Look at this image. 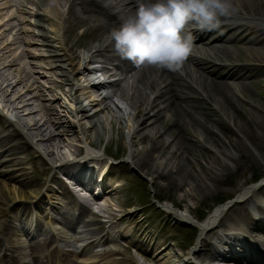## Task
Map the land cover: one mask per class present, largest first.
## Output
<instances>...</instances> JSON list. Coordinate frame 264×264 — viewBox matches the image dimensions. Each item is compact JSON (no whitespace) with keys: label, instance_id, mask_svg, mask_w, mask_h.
<instances>
[{"label":"bare ground","instance_id":"1","mask_svg":"<svg viewBox=\"0 0 264 264\" xmlns=\"http://www.w3.org/2000/svg\"><path fill=\"white\" fill-rule=\"evenodd\" d=\"M107 1L110 3L107 4ZM61 3H69L68 20L72 15L75 20L73 26L67 27L66 36H63L58 26L62 16L58 5ZM233 3L234 12L222 19L220 26L214 30L201 31L194 23L186 26L185 31L194 37L192 49L178 69L169 70L152 65L137 66L121 58L114 45L106 42L112 28L119 25L120 16L135 11L136 0H0V77L5 76V80H8L11 76L10 81H4L5 85L0 82V91L4 97L12 94L10 99L6 98L7 104L12 107L9 114H13L14 109L18 112L22 110V116L39 115L38 119L32 118L31 122L19 129V123V126H13L0 111V116L10 121V129L4 133L0 130V164L8 166L10 162V168L0 169V176L3 177L0 178V200L12 202L10 206H0V264H137L136 254H130L127 260L117 261L95 251L97 243H113L109 229L115 227H118V235L131 238L136 232L144 235L145 244L140 243L144 244L145 250H160L162 255L178 257L167 244V237L160 238L159 233L150 230L145 218L137 219V208L133 209L135 211L131 215L122 214L114 221L116 209L111 203L103 202L99 209L106 213L110 228L99 224L96 230H90V223L81 221L86 211L85 204H90L91 200L102 202L108 194L117 193L125 178L121 171L109 169L110 166L104 170L107 162L95 150L101 141L103 123L94 119L95 115L89 114L81 103L77 104L78 74L90 82L92 69L88 64L100 62L103 69L107 70L106 65L110 64L120 75L118 78L113 77L105 87L99 83L89 90L88 104L94 108V113H110L108 101L111 94L122 99L126 97L122 82L127 78V73L153 94L151 99L140 92L132 97L137 108L132 124L126 123L125 126L122 120L113 118L110 122L116 124L122 134L123 127L128 128L127 134L134 146L129 153L132 164L152 175L154 186L180 189L181 194H173L169 201L173 200L180 209L190 211L198 197L192 182L195 181L202 188L213 185L217 191L221 190V169L227 164L238 165L244 151L256 153L258 150L254 142L258 131L264 130V96L260 95L261 103L252 98V91L264 87L261 78L264 76V0H233ZM27 6L32 10L27 9ZM28 16H34L33 20L28 19ZM23 21L32 23L37 30L19 26L8 38L11 30ZM78 29L82 30V34L72 41L71 36ZM87 35L92 36L93 43H85L84 48L88 52L82 56L76 49L84 43L80 42L81 38ZM36 42L45 46L46 53L37 54L26 49L17 52L20 44L32 45ZM29 56L42 59L45 63L42 66L47 72L60 75L61 79L51 78L46 88L51 99L45 98V91L35 85V81L31 80L32 75L26 71L24 59ZM115 71L113 74L108 73L115 76ZM42 73L45 74V71ZM19 86L20 90L17 89ZM57 89L64 97L58 95ZM104 89H109L110 93L103 94ZM28 94L30 97L26 98ZM63 99V107L74 118L73 121L67 120L65 114H61L56 107L55 103ZM35 101L36 107L33 105ZM25 127L36 130L39 135L47 131L41 141L50 143L52 149L34 147L31 144L33 138L23 130ZM157 127L159 129L152 132ZM200 129L209 135L211 145L221 148L224 154L222 161L207 144L208 140L198 136L197 131ZM166 139L170 141L166 143ZM56 140L62 142L72 155L82 157L61 162L47 180L46 173L54 165L44 153L55 154L53 148L56 144L53 142ZM225 141L230 148L222 146ZM83 144L86 145L85 149ZM28 148L37 154L42 164L39 175H30L27 167L23 166L29 161ZM6 151L15 156L11 159L3 157ZM24 152L27 155L22 157L20 154ZM159 154H168V160H174L171 164L162 165V161L157 160ZM60 155L62 160L68 158L65 153ZM91 162L95 165L89 169ZM31 168L36 171L33 163ZM59 173L63 174V178ZM64 177L87 190L98 186L100 192L96 196L90 194L88 199L78 191L74 192ZM7 180L17 185L10 187ZM246 182L234 185L232 190L238 193L235 199L214 208L202 222L197 223L200 245L192 251L193 256L207 257L208 264H264V258L260 255V259L253 261L251 252L255 248L264 255V225L260 222L261 218L264 219V187L261 182L244 188ZM44 185L46 188L42 191ZM224 189L228 190L229 187ZM27 193L37 197V201L32 204L33 207L29 204L19 210L16 204ZM44 195L46 199L48 196L49 200L54 201L51 206L45 205ZM60 198L64 200V209L55 204L56 199ZM166 199H169L168 196ZM245 202L247 205L243 206ZM176 218L187 222L180 215H176ZM79 220L83 223L77 236L68 234L62 228L75 230ZM42 221L47 223V227L41 225ZM117 222L118 225L115 224ZM122 222H126L124 227L119 225ZM239 222L245 224L237 235H244L245 240L234 237L227 242L239 244L242 255L227 245L222 236L219 237L217 228L222 226L232 230L234 224L240 225ZM129 225H133L134 229L128 231ZM53 234L58 235L56 241L49 237H53ZM17 235L30 239L27 241V251L22 250L25 239ZM213 237L220 239L215 241ZM78 241L85 244L80 249H74ZM50 243L60 244H56L46 255L45 250ZM86 251H90V255L79 260ZM109 251L114 253L111 249ZM27 256L29 259L25 260ZM146 258L156 262L155 256ZM188 263L189 260H182V264Z\"/></svg>","mask_w":264,"mask_h":264},{"label":"rangeland","instance_id":"2","mask_svg":"<svg viewBox=\"0 0 264 264\" xmlns=\"http://www.w3.org/2000/svg\"><path fill=\"white\" fill-rule=\"evenodd\" d=\"M59 9L66 14L67 8H68V3L64 4L61 3L58 5ZM14 11V7H12ZM28 9V8H27ZM31 10V9H30ZM67 15L65 16V18ZM69 17V16H68ZM33 20L34 16H28V19ZM67 24L73 26L75 23V20H73V15L70 17L69 20H67ZM14 24H16V21H13ZM64 23V22H63ZM22 26L23 28H28L29 30H37L36 27L32 23H28V21H23L20 24H17L8 34V37H12L13 33L18 30V27ZM66 28L67 25L65 24ZM65 31V30H64ZM97 33V32H96ZM95 33V34H96ZM68 33H66L64 36H66ZM82 34V30L78 29L77 32L71 36L72 41L76 40L79 38ZM26 37V36H25ZM34 38H37L36 36ZM92 36L87 35L83 36L81 38L80 42H84L82 45L77 47V51L82 54H87L88 50L84 48L85 43L91 44L93 43L92 41ZM38 41V40H37ZM29 50L32 52H35L37 54H43L46 53L45 51V46L41 45L39 42H36L32 45H27V44H20V47L17 52H21V50L25 51ZM46 59V57H45ZM26 62V71L29 72L32 77L31 80L35 81V85H37L40 89L45 91V98L51 99L50 93L46 90V88L50 85V80L51 78H56V79H61L60 75L58 73H53V72H47L45 68H43L42 64L45 65L44 61L42 59H38L35 57H27L24 59ZM74 63V62H73ZM99 62H92L88 64L91 68L93 66L98 67ZM109 72H114L115 69L112 67V65L107 64ZM112 67V68H111ZM45 71V74L42 72ZM55 71V69H54ZM117 75L115 76H110V73L104 72V70L92 79H97L99 80L100 83H103V87L108 85V82L111 81V79L118 78L120 75H118V71H115ZM130 73H127V78L122 82L123 87L126 91V97L124 99H119L117 96L111 94V98L108 101L110 104V113H107L108 115H105L103 113H94V108L89 106V101L87 94L89 93V90L92 88L88 87V81L85 80V78L78 74L79 81H78V86L79 90L76 93L77 96V104H82V106H85L89 114L95 115L94 119H99L102 123V137L101 141L98 144V146L95 148L98 153H100L102 158L105 159L107 162V165L104 167V170H106L109 167V169H117L122 172L124 175L125 180H123V185L121 188L117 191V193H112L108 194L104 200L107 203H111V206L116 209V217L114 220L119 215L126 214V215H131L135 210L134 208H137L138 210V215L137 219H142L145 218L146 224L148 225L150 230H153L157 233H159V237H167L166 241L167 244H170L172 247V252L177 254L178 257L170 255H162L160 253V250H152L150 251L144 249V244H145V239L144 235H141L139 232H136L133 238L128 237V233L125 235H118L116 230H118V227H115L110 230V235L113 238V243H110L108 245L105 244H96V250L95 251H101L104 252L105 249H112V250H117L119 253L116 254H110V252L106 251L105 255H109V259H115V260H123L129 257L131 254H136L137 256V264H182V260H189L188 264H208V258L207 257H196L193 256L191 253L193 250H196L198 245H200L199 242V230L197 223H200V221L197 220L198 217L203 215V213H209L211 210H213L216 207H219L221 205L229 203L230 200L235 199L238 193L233 192V187L234 185H237L238 182L241 181H247L244 188H247L248 186L254 185V184H259L262 182L263 187H264V130L258 131V136L257 139L254 142V145L257 148V152H253L251 150H247L241 153L240 156V161L238 165H232V164H227V166L220 171V177L221 181L219 186L221 187V190L217 191L216 187L213 185L210 186H203V188L198 185L195 181L192 182L193 186L195 187L198 197L197 199L192 203V209L190 211H185L180 209V206L176 205L173 200V204L171 201V198L173 197V194H181L180 189H176L174 187L166 188L164 185L162 187H156L153 184V176L146 174L144 171L136 168L134 164H132L130 158H129V153L131 150L134 149V146L131 145L129 136H128V128L123 127V134L120 129L117 128L116 124H112L110 120L113 119H120L124 122V125L126 126V123L132 124L134 122V112L136 111V105L132 101V97H136L138 95V92L143 93L144 95H148V97L151 99L153 97V94L150 93L147 89L143 88L142 85H140L134 78L130 77ZM11 78V76L8 78V80ZM263 82H264V76L261 77ZM91 79V80H92ZM5 80V76L0 77V82H3L5 85L7 81ZM90 80V81H91ZM10 81V80H9ZM4 87V86H2ZM20 86L17 87L18 90H20ZM261 90V91H259ZM258 91L254 90L252 91V98L256 100L258 103H261V97L260 95L264 96V87H261ZM58 95L61 94V91L57 89ZM103 94L105 93H110L109 89H105L102 91ZM61 96L64 97L63 94ZM12 97V94L8 95L7 97H4L3 93L0 91V111L3 112V115H5L9 120L11 121V124L13 126H19L17 123L20 124L19 129L22 128L24 125L28 124L31 122L32 118L38 119L39 115L34 114L33 116H22L24 112L21 111H16L13 109V114H9V111L12 110V107H10L7 102L6 98L10 99ZM30 97V94L26 96V98ZM14 104V103H13ZM56 107L59 109L61 114H65L67 120L73 121L74 118L70 116L67 111H65V106L64 99L61 100L59 103H55ZM34 107L37 105V101L34 102ZM13 106V105H11ZM10 109V110H9ZM10 121H6V118L1 115L0 116V124L3 126L0 128L2 133L6 132L10 127H8V123ZM19 121V122H17ZM25 123V124H24ZM15 124V125H14ZM159 129L157 127L156 129L152 130V132H155ZM24 132L28 133L30 137H32L33 142L31 143L34 147H39V148H47V149H52V146L48 142H43L41 141V138L44 137V135L47 133V131L43 132V135H39V133L34 130V129H28L24 128ZM197 134L200 138H204L205 140L209 139V135L204 132L202 129L197 131ZM166 143L170 141V139L165 140ZM62 144V142H58L57 140L53 142V144L56 146ZM207 144L216 152V155L218 159L222 161L223 159V152L221 148H216L215 146L211 145V141L207 142ZM54 146V151L55 154L52 155H46L44 153V156L49 159L53 166H50L48 169V172L46 173V178L47 180L50 179V176L52 175L53 171L55 170V167L58 166L61 162L67 161L69 159V162L80 159L82 155H76V154H71L69 152V149L66 146L61 145V147H56ZM84 149H85V144H83ZM228 148H230L228 142H224V145ZM7 147V146H6ZM5 147V148H6ZM75 147V146H74ZM85 151V150H84ZM61 153H65L68 158L62 160L59 158L61 157ZM114 154V156H112ZM22 157H25L27 155L26 152L20 154ZM28 155H29V161L23 164V166L27 167V171H29L30 175L37 174L39 175L40 169L42 167V164L40 163L37 154L30 148H28ZM15 155L10 154V152L6 151L5 152V158L11 159ZM60 159V160H59ZM158 161H162L161 164L165 165L168 162L171 164L174 159L170 161L168 160V154H165L164 156L158 155L157 156ZM194 161V159H193ZM215 161V159L213 160ZM204 162V161H203ZM32 163L35 165L36 171H32ZM10 164V162H9ZM3 166L0 164V169H7L10 166ZM95 165L94 162H91L88 165V168L91 169L92 166ZM58 171V170H56ZM39 173V174H38ZM58 174V173H57ZM59 176L63 178V174L59 173ZM96 176V173H95ZM0 178H3L0 176ZM64 180H69L64 177ZM10 187L17 185V183H14V181H9ZM229 187L228 190H225V187ZM29 188V187H27ZM45 185L41 188L42 191L45 190ZM30 189V188H29ZM26 197L23 199L21 198V201H19L16 204V208L19 207V210L22 208H25L29 203L34 202L37 197H33L29 195V193L25 194ZM58 195V194H57ZM166 196H168L169 199H166ZM44 203L46 205V202H48V205H50V200L46 195H44ZM64 200L56 199L55 202H59L58 204L55 203L56 205H59V207H62V203ZM220 202V203H219ZM23 203V204H22ZM52 203V202H51ZM12 202H9L7 200H0V206H10ZM20 204H22L20 206ZM134 204V206H133ZM34 205V204H33ZM32 205V207H33ZM242 205V204H241ZM247 205L246 202L244 203L243 206ZM32 207H29L32 209ZM168 208V209H167ZM29 209V213H30ZM64 209V208H63ZM174 216H172L173 214ZM176 215H180L183 218L187 219L186 221H182L176 218ZM32 216V215H31ZM45 217V215H44ZM43 217V218H44ZM30 218V216L28 217ZM86 219L85 214L81 217V221ZM29 220V219H28ZM44 220V219H43ZM261 223L264 225V219L261 218ZM198 221V222H197ZM14 222H18L14 220ZM44 221H42V224L44 225ZM118 225V222L115 223ZM126 222H122L119 225L125 226ZM243 224H245L243 222ZM82 223L79 220V223H77V227H80ZM108 225H106L107 227ZM218 232H220L219 237H223V241H226L227 245L231 246V248L236 249L240 251V247L237 244H229L227 241L230 242V238L233 239L234 236L230 235L227 237L221 231L224 233L227 232L226 229L227 227H217ZM78 228L77 230H79ZM90 230L96 229V224H91L89 225ZM134 229L133 225L128 226V231ZM220 229V231H219ZM68 234L71 235H78L77 232L70 230V229H65ZM19 233V232H17ZM208 233V231L206 232ZM4 236V235H3ZM2 236V238H3ZM17 237L26 239L24 243L28 241V238H26L24 235H17ZM219 237H213V239L219 240ZM36 238V237H35ZM143 242L144 244L140 243ZM234 243V242H233ZM84 244L83 241H78V246H82ZM147 244V243H146ZM151 246V245H150ZM52 248L47 247L46 248V254L50 253ZM162 250V249H161ZM85 253L84 255H81L79 259H84L86 257ZM124 254V255H122ZM127 254V255H125ZM146 256H155L156 262L149 260L146 258ZM28 259V258H27ZM191 262V263H190Z\"/></svg>","mask_w":264,"mask_h":264},{"label":"clouds","instance_id":"3","mask_svg":"<svg viewBox=\"0 0 264 264\" xmlns=\"http://www.w3.org/2000/svg\"><path fill=\"white\" fill-rule=\"evenodd\" d=\"M135 11L121 16L106 37L123 59L137 66L169 70L180 67L189 55L194 37L190 23L211 31L234 12L233 0H136Z\"/></svg>","mask_w":264,"mask_h":264}]
</instances>
